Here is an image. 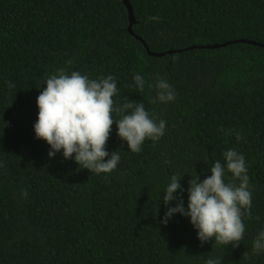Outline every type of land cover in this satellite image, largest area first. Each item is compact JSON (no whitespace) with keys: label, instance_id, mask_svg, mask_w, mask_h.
<instances>
[{"label":"trees","instance_id":"16d2710c","mask_svg":"<svg viewBox=\"0 0 264 264\" xmlns=\"http://www.w3.org/2000/svg\"><path fill=\"white\" fill-rule=\"evenodd\" d=\"M127 1L131 14L123 0H0V264H204L209 256L264 264V251L252 253L264 230V0ZM213 44L221 45L202 47ZM61 67L113 75L114 100L142 101L166 122L164 135L133 153L113 123L106 150L121 159L109 174L62 150L49 157L33 129L36 97ZM157 76L174 88L173 101L149 102ZM229 148L243 154L252 192L243 240L201 243L180 213L161 223L177 200L187 209L188 181L210 176ZM172 174L181 189L165 205Z\"/></svg>","mask_w":264,"mask_h":264},{"label":"clouds","instance_id":"9594fccd","mask_svg":"<svg viewBox=\"0 0 264 264\" xmlns=\"http://www.w3.org/2000/svg\"><path fill=\"white\" fill-rule=\"evenodd\" d=\"M72 63L71 59L66 61L69 66ZM133 80L136 90L143 91L144 76L135 74ZM44 84L46 86L36 97L38 113L33 129L35 137L50 146L49 157L62 150L65 159H74L81 168L97 175L109 174L116 170L121 159L117 151L109 153L106 150L113 123L118 137L126 141L127 148L133 153L142 150L145 140L156 142L164 135L166 122L163 119L157 121L142 101L125 98L122 103H117L114 100L118 88L116 78L111 74L90 78L79 70L61 67L49 74ZM8 86L14 87L11 82ZM149 87L156 89V96L149 101L151 104L167 103L176 98L174 88L163 77L157 76L155 84H149ZM114 113L119 119L114 118ZM219 131L234 135L237 140L243 138L236 129L226 131L221 128ZM222 155L224 162L215 161L210 176L201 181L195 175L188 181L187 209L183 201L173 195L181 189V175L170 176L163 201L165 205L173 200L177 203L175 207L167 208L161 223L167 224L174 213H180L190 218L201 243L214 238L217 246L231 244L236 247L244 238V218H253L252 192L243 154L229 148ZM226 173H230L231 178L226 180ZM21 196L27 198L26 189ZM262 251L264 230L259 231L252 242L253 254ZM244 258L248 259V255ZM204 264H221V257L209 256Z\"/></svg>","mask_w":264,"mask_h":264},{"label":"water","instance_id":"95a60500","mask_svg":"<svg viewBox=\"0 0 264 264\" xmlns=\"http://www.w3.org/2000/svg\"><path fill=\"white\" fill-rule=\"evenodd\" d=\"M123 2L125 3V5L127 6L128 8V11H129V14H131V8H130V5L128 4V1L127 0H123ZM238 40H242V41H245V42H249V43H252V44H256L255 41H252V40H248V39H238ZM221 44H213V45H205V46H202V47H214V46H219ZM262 46L264 47V44H262Z\"/></svg>","mask_w":264,"mask_h":264}]
</instances>
